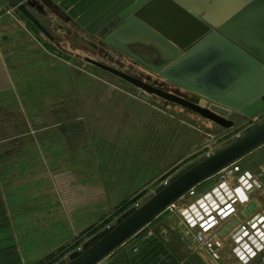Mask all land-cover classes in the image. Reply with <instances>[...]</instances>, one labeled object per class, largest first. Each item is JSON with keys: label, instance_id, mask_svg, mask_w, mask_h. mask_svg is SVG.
Returning a JSON list of instances; mask_svg holds the SVG:
<instances>
[{"label": "rangeland", "instance_id": "obj_1", "mask_svg": "<svg viewBox=\"0 0 264 264\" xmlns=\"http://www.w3.org/2000/svg\"><path fill=\"white\" fill-rule=\"evenodd\" d=\"M45 10L31 8L52 38L18 7L0 9L1 246L4 229L9 228L3 213L9 212L4 192L10 198L12 227L20 232V246L13 244L10 259L4 258L7 251L0 248V264H65L174 177L264 121V117H252L226 129L191 109L144 93L83 57L98 59L187 99L197 96L88 32L76 20L66 22L61 8ZM135 50L149 54L147 48L136 46ZM128 96L145 102L152 99L151 108L157 111L156 157L165 167L154 183L141 185L119 201L104 179L106 163L99 150L106 148L109 136L116 135L113 131L122 124L118 118L122 111L130 112ZM206 102V107L215 104ZM132 108L141 111L136 105ZM235 165L246 167L260 180L246 207L252 205L250 212H257L264 207V145ZM213 181L214 177L200 187ZM178 210L167 208L121 245L113 254L116 257L98 264H131L129 258L141 251L142 242L160 223L187 228Z\"/></svg>", "mask_w": 264, "mask_h": 264}, {"label": "water", "instance_id": "obj_2", "mask_svg": "<svg viewBox=\"0 0 264 264\" xmlns=\"http://www.w3.org/2000/svg\"><path fill=\"white\" fill-rule=\"evenodd\" d=\"M4 7H18L50 38L31 8L65 10L69 20L197 96L187 99L84 56L87 62L226 129L264 111V0H0ZM207 100L215 104L206 107ZM263 145L264 121L174 177L65 264L100 263L190 189ZM251 207L242 214L249 215ZM237 224L233 220L221 234Z\"/></svg>", "mask_w": 264, "mask_h": 264}, {"label": "crops", "instance_id": "obj_3", "mask_svg": "<svg viewBox=\"0 0 264 264\" xmlns=\"http://www.w3.org/2000/svg\"><path fill=\"white\" fill-rule=\"evenodd\" d=\"M63 11L64 13H60L62 18L66 22H71L72 20L68 19L67 12L65 10ZM125 98L126 103L129 105L128 109L130 112L126 113L122 111L118 117L119 121L122 118V124H118L116 130L113 131L116 135L109 136L106 148H104L105 146L103 145L99 150L104 153L102 159H104V163H106V171L103 174L104 179L106 184L111 186L110 190L115 199L119 201L128 198L138 191L141 185L144 186L154 183L162 175L163 168L165 167L163 164L161 165L158 163L156 157L157 140L155 139L157 136V111L151 108L153 105L151 104L153 103L151 102L152 99L149 98L145 102L139 97L134 98L128 96ZM133 105H136L141 111H134L132 108ZM109 120H111V118H109ZM131 120L134 123L128 124L127 122H132ZM151 138H154L153 141H151ZM0 186L2 188L1 179ZM3 198L6 208L8 205L9 209V212H3L5 222L6 224L8 223L9 228L8 231L4 229L6 234L5 241L2 246L0 244V248L7 251L4 258L10 259L13 256L11 254L13 244H15V247L16 244L20 246V232L18 229L12 227V225L14 226L13 214L8 204L10 198H7L6 192H4ZM13 232H15V234H13ZM202 249L203 248H197L194 236L185 226L166 222L158 224L151 230V234L142 242L141 251L135 255V257L129 258V260L131 264L218 263L206 250ZM204 251L208 253L213 261L204 254ZM114 252L102 261H109L116 257L113 256Z\"/></svg>", "mask_w": 264, "mask_h": 264}, {"label": "built area", "instance_id": "obj_4", "mask_svg": "<svg viewBox=\"0 0 264 264\" xmlns=\"http://www.w3.org/2000/svg\"><path fill=\"white\" fill-rule=\"evenodd\" d=\"M263 117L264 111L255 116ZM236 163L217 173L209 186L193 187L168 208H179L196 243L219 264L264 263V207L242 216V210L253 201L254 190L261 186L260 180ZM235 219L238 224L222 235L225 226Z\"/></svg>", "mask_w": 264, "mask_h": 264}]
</instances>
